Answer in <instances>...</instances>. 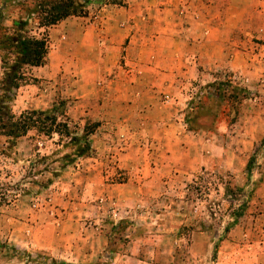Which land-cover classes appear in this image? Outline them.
<instances>
[{"label":"rangeland","instance_id":"1","mask_svg":"<svg viewBox=\"0 0 264 264\" xmlns=\"http://www.w3.org/2000/svg\"><path fill=\"white\" fill-rule=\"evenodd\" d=\"M54 1L0 0V27L30 15L23 32L48 46L9 107L19 117L59 103L70 130L87 124L90 149L54 175L40 160L71 152L65 138L0 136V264H264V0H214L210 14L231 18L223 61L159 95L155 127L102 110L88 64L84 25L129 0H88L39 27Z\"/></svg>","mask_w":264,"mask_h":264},{"label":"crops","instance_id":"2","mask_svg":"<svg viewBox=\"0 0 264 264\" xmlns=\"http://www.w3.org/2000/svg\"><path fill=\"white\" fill-rule=\"evenodd\" d=\"M214 5V0H129L123 7L105 6L100 22L88 21L83 27L88 64L100 79L96 90L108 97L101 109L124 106L135 111L138 122L157 126L159 95L178 96L182 82L208 76L223 61L231 18L210 14ZM139 108L143 115L136 114Z\"/></svg>","mask_w":264,"mask_h":264},{"label":"trees","instance_id":"3","mask_svg":"<svg viewBox=\"0 0 264 264\" xmlns=\"http://www.w3.org/2000/svg\"><path fill=\"white\" fill-rule=\"evenodd\" d=\"M111 5H121V0H106ZM91 1L56 0L49 10H44L46 15L39 20V27L47 28L70 16H79L84 13V5ZM43 5V4H42ZM28 15L24 21L14 22L15 28L0 27V136L7 141H14L25 136L29 131H34L38 137L52 139L53 136L65 138L62 148H69L71 152L57 157V152L51 156L41 157L40 161H49L57 164L52 174L63 170L66 166L74 163L78 157L84 156L90 149L89 132L87 124L81 134L77 130H70L67 117L60 104H53L50 109L43 111H30L15 117L10 110L9 104L13 101L15 91L25 81L26 72L30 68L43 65L48 53L45 37L37 38L30 36L23 29L28 24Z\"/></svg>","mask_w":264,"mask_h":264}]
</instances>
